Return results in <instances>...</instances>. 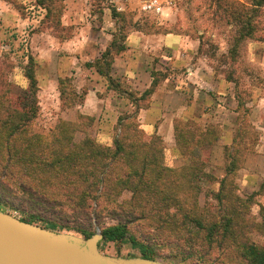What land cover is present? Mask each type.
<instances>
[{
    "label": "rangeland",
    "instance_id": "obj_1",
    "mask_svg": "<svg viewBox=\"0 0 264 264\" xmlns=\"http://www.w3.org/2000/svg\"><path fill=\"white\" fill-rule=\"evenodd\" d=\"M157 1L160 7L158 11L154 12L141 8L145 0H52V4H50L51 15H46L43 6L38 5L36 0H0V72L2 78L9 82L10 99L27 86L23 67L28 60L27 57L30 56L34 62L33 70L38 87L36 92L38 111L30 123V130L46 136L54 130L59 121H67L74 125V130L71 131L73 142H78L84 137H90L95 141L92 135L97 128L94 124L96 116L79 112L75 115L72 114L73 109L83 97L82 88H77L79 82L78 76L74 73L75 70L72 69V72L68 71L66 75L60 77L59 88L62 91V98L58 101L57 72L54 68V62L60 51L56 43L70 38L74 31L73 25L62 23L67 5H74V8L78 7L91 16L101 12V8H107L110 14L109 22L117 28L114 34L115 42L110 51L121 46L122 35L125 36L126 33L133 30H138L147 35L165 32L186 35L197 41L196 56L208 65L214 77L223 78L235 85L232 92L234 96H238V117H242L243 124L242 140L235 145V148L240 151V158L237 163L241 162L240 167H242L247 152L246 148L251 144L253 146L256 140L253 126L246 120L248 106L245 105L250 97L249 89L255 86L259 89V95L264 93V16L261 18L263 24L257 32L260 39H242L233 45L234 30L232 26L225 24L217 17L214 18L204 0ZM116 6L120 9L117 10ZM96 18L100 20L98 16L95 17V20ZM86 19H82L83 22L90 23V19ZM82 20L79 18V22ZM109 57L111 55L106 56V59ZM173 72L175 74L180 73V71L162 70L157 79L160 80L162 76L170 75ZM172 75L175 78V75ZM99 95L108 104L118 105L119 108H116L118 111L132 112V110L128 112L126 108L124 109L126 100L130 101L127 94L122 88L114 86L113 83L109 84L108 90H102ZM223 101L216 98L213 107L207 111V117L209 115L214 116V119H210L211 121L209 120V124L205 127L214 130V137H218L221 131L218 120L231 117L226 111L230 106L228 103L223 104ZM139 103L145 104L146 102L141 101ZM216 104H221L225 110ZM107 113L109 110L104 114ZM123 113L124 111L118 116L123 115ZM195 125L198 124L191 122L189 127L192 128ZM118 133L119 127L117 125L113 134L117 135ZM141 139L145 142L150 141L148 137L143 135H141ZM209 139L212 138L209 137ZM216 140L212 143H210L211 141L204 142L200 146L202 156H199V159L203 163L199 165L198 162L195 177V173L189 176L182 173V177L167 173V181L160 183L159 189L170 195L169 193L176 194L175 187L177 185L199 184L200 191L197 194V199L198 203L203 205L200 215L207 225L210 222L219 221L224 215L230 220L234 221L235 219L236 223L224 225L222 221L220 227L215 232L209 231L206 237L205 231L198 230L195 232L192 225L189 224L183 232L184 234L187 233L188 229L190 232L194 231L190 233L193 237L190 244L195 245L185 252L174 247L173 244L177 240L171 236L174 235L172 232V234L165 233L168 240L153 247L154 259L163 264H247L248 256L245 249L248 244L255 248H264V187H260L258 190L239 189L235 184V172H233L232 178L223 189L222 200L217 202L213 198V191L215 190L206 186V181L202 180L205 178L204 176L198 177L201 173L210 177L208 170L210 166L218 168V144L213 148ZM153 145L154 149L157 150L156 166L178 169L182 166L192 165V162L185 157L179 161L164 158V143L161 141L155 140ZM183 156L187 155L183 154ZM161 195L162 193L159 196ZM234 196L238 197L241 202L236 201ZM66 203L68 202L63 203L60 210L59 207L41 206V215L67 226L88 229L93 233L99 232L102 227L120 221L125 223L128 233L139 242H145L146 238L153 237L154 234L158 233L155 224L148 225L150 222L147 218H141L137 215L139 211L136 208L133 214L129 213L132 197L128 190L122 191L112 200L100 199L98 207L94 206L89 212L88 220L83 214L72 213L68 210ZM117 206L121 208L118 210ZM172 206L178 207L177 205ZM0 210L16 218L21 216L18 211L5 207H0ZM230 210L233 212H229ZM39 223L38 221L36 224ZM62 232L81 236L74 231ZM100 241L97 243V248L102 254L125 258L140 257L139 251L132 247L128 240H120L115 243L106 242L103 245ZM198 244L200 247H197Z\"/></svg>",
    "mask_w": 264,
    "mask_h": 264
},
{
    "label": "trees",
    "instance_id": "obj_2",
    "mask_svg": "<svg viewBox=\"0 0 264 264\" xmlns=\"http://www.w3.org/2000/svg\"><path fill=\"white\" fill-rule=\"evenodd\" d=\"M42 5L46 15H51L52 0H36ZM206 7L212 16L230 24L234 30L233 45L242 39H260L257 35L264 16V0H204ZM124 35H122V40ZM113 37L109 46L100 53L99 58L92 63L95 70L105 77L108 85L118 83L109 75L110 62L114 54L123 49L116 47ZM111 57L106 59V56ZM23 67L27 86L10 99L9 82L2 78L0 72V207L18 211V218L28 223L54 231H74L82 238L89 237L93 232L88 229L67 226L54 219H48L41 215V206L62 208L63 203L72 213H81L89 219L92 208L98 207L99 200H112L122 191L131 193L132 205L129 204V213L133 214L135 208L141 218H147L155 224L158 233L146 238L145 242H139L128 233L125 223L117 221L112 225L100 228L102 235L101 244L128 240L135 247L140 257L154 259V246L168 240L171 235L176 242L174 247L182 252L188 251L195 244H190L193 237L190 232L184 234L183 230L190 224L193 230L205 231V237L210 231L224 225H233L236 220L222 216L219 221L210 222L209 225L202 219L200 212L203 205L198 203L199 184L177 185L174 193L167 195L159 189L160 183L167 181V173L182 177L196 172L199 156H202L200 146L207 141H215L213 129L195 125L189 127L191 121L178 120L174 122L173 131L175 144L182 154L192 162L191 166H182L178 169L156 166L157 150L153 143L160 141L158 136H146L139 128L135 111L146 105L139 102L145 101L153 91L159 77V72H151L152 80L148 88L138 96L127 93L134 110L118 116L117 125L119 133L113 138L112 144L101 145L90 137H84L78 142L72 141L74 125L71 122L59 121L49 135H39L29 128L31 121L37 114V84L34 76V62L32 58ZM61 79H57L59 100L62 91L59 88ZM108 88V87H107ZM183 124V126L181 125ZM141 135L148 137L145 142ZM209 137L212 139L210 140ZM225 175L218 180V188L213 191V198L219 202L222 200L223 189L232 178L233 172L241 166L237 163L240 151L235 146L224 148ZM196 173L194 174L195 177ZM209 175L200 174L198 177ZM208 177V178H207ZM162 193L161 196H159ZM16 199V200H14ZM236 201L240 199L234 196ZM241 202V201H240ZM177 205L178 207H173ZM65 206V205H64ZM118 210L121 208L117 206ZM260 208V207H259ZM112 210H115L112 208ZM229 212H233L230 210ZM236 217V213H235ZM214 230V231H213ZM172 232V233H171ZM69 233V232H68ZM189 233V237H188ZM231 233V232H230ZM197 247H200L198 244ZM247 264H263L264 248L246 246ZM243 252V251H242Z\"/></svg>",
    "mask_w": 264,
    "mask_h": 264
},
{
    "label": "crops",
    "instance_id": "obj_3",
    "mask_svg": "<svg viewBox=\"0 0 264 264\" xmlns=\"http://www.w3.org/2000/svg\"><path fill=\"white\" fill-rule=\"evenodd\" d=\"M90 16L88 12L74 8V5H67L62 23L73 25L74 31L70 38L56 43L60 51L54 68L57 79L68 71L75 70L79 82L77 88H82L83 97L72 114L79 112L96 116L94 124L97 128L92 136L96 142L110 146L116 136L113 131L116 130L118 115L126 112L118 111V105L108 104L100 97L102 90H108L107 81L93 65L87 66L85 63H92L99 58L100 53L109 46L117 28L109 22L107 8H101V12ZM96 16L100 20H95ZM79 18L90 19V23L83 20L79 22ZM121 44L123 49L112 57L108 75L125 94L138 96L148 88L152 80L151 72L180 71L179 74L172 73L175 78L172 74L162 76L145 100L146 105L135 111L136 120L144 135H156L164 143V158L178 161L187 158L175 144L174 122L189 120L203 127L209 124L210 119H214V116L207 117V111L213 107L216 98L224 100L223 104L228 103L230 106L226 111L231 117L218 120L221 131L213 146L215 148L218 144V168L210 166V178L206 180V186L217 190L218 180L225 175L224 148L235 146L243 136L242 117H238V96H234L232 92L235 85L223 78L214 77L208 65L196 56L197 41L186 35L173 32L147 35L133 30L126 33ZM249 94L245 105L248 106L246 120L253 126L256 140L253 146L251 144L246 148L242 167L234 171V180L239 189L258 190L264 187V93L259 95V89L252 86ZM124 105L128 112L134 110L131 101L126 100ZM216 105L222 107L221 104ZM222 108L225 110V107ZM108 110L109 113L104 114Z\"/></svg>",
    "mask_w": 264,
    "mask_h": 264
},
{
    "label": "water",
    "instance_id": "obj_4",
    "mask_svg": "<svg viewBox=\"0 0 264 264\" xmlns=\"http://www.w3.org/2000/svg\"><path fill=\"white\" fill-rule=\"evenodd\" d=\"M102 238L54 231L0 210V264H163L143 257H114L98 251Z\"/></svg>",
    "mask_w": 264,
    "mask_h": 264
},
{
    "label": "built area",
    "instance_id": "obj_5",
    "mask_svg": "<svg viewBox=\"0 0 264 264\" xmlns=\"http://www.w3.org/2000/svg\"><path fill=\"white\" fill-rule=\"evenodd\" d=\"M159 7H160V5H159L157 0H145V2L141 6V8L143 10H147V11L151 10V11H154V12L158 11ZM116 9L119 10L120 7L116 6Z\"/></svg>",
    "mask_w": 264,
    "mask_h": 264
}]
</instances>
